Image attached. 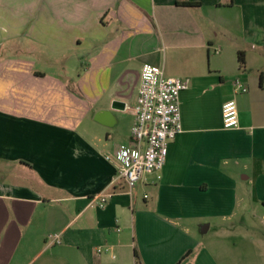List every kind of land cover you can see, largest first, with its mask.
Instances as JSON below:
<instances>
[{
	"label": "crops",
	"instance_id": "crops-1",
	"mask_svg": "<svg viewBox=\"0 0 264 264\" xmlns=\"http://www.w3.org/2000/svg\"><path fill=\"white\" fill-rule=\"evenodd\" d=\"M145 64L191 87L165 167L130 193L105 156L134 146ZM256 219L264 0H0V264H240Z\"/></svg>",
	"mask_w": 264,
	"mask_h": 264
},
{
	"label": "built area",
	"instance_id": "built-area-1",
	"mask_svg": "<svg viewBox=\"0 0 264 264\" xmlns=\"http://www.w3.org/2000/svg\"><path fill=\"white\" fill-rule=\"evenodd\" d=\"M237 93H247L248 86L241 80L235 81ZM188 77L168 76L162 67L145 64L141 72V85L136 105L126 106L135 115L132 128L134 146L118 145L106 160L117 168V179L122 180L131 191L147 173L161 171L167 162L169 145L183 133L181 94L189 90ZM240 125L239 109L235 99L223 105V126L235 129ZM104 207L106 198L100 200ZM59 234L49 235L52 243L58 242Z\"/></svg>",
	"mask_w": 264,
	"mask_h": 264
},
{
	"label": "rangeland",
	"instance_id": "rangeland-1",
	"mask_svg": "<svg viewBox=\"0 0 264 264\" xmlns=\"http://www.w3.org/2000/svg\"><path fill=\"white\" fill-rule=\"evenodd\" d=\"M251 222L253 223L252 226L256 233H260V232L264 233V225H262L260 219L253 220ZM262 238L263 237H260L259 235H257L255 237V245L250 246L249 248H242V247L239 248L240 249L239 251L240 264L248 263L247 258H246L248 254H250V256L255 258V261H252L253 262L252 264H264V244L262 243V240L259 241V239H262Z\"/></svg>",
	"mask_w": 264,
	"mask_h": 264
},
{
	"label": "trees",
	"instance_id": "trees-1",
	"mask_svg": "<svg viewBox=\"0 0 264 264\" xmlns=\"http://www.w3.org/2000/svg\"><path fill=\"white\" fill-rule=\"evenodd\" d=\"M239 63L241 65V67H244L246 64L245 55L243 52L239 53ZM137 257H138V255H137Z\"/></svg>",
	"mask_w": 264,
	"mask_h": 264
}]
</instances>
